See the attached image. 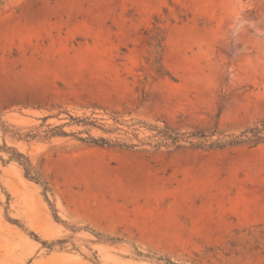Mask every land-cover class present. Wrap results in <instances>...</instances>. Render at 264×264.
Here are the masks:
<instances>
[{"label": "rangeland", "instance_id": "374dc122", "mask_svg": "<svg viewBox=\"0 0 264 264\" xmlns=\"http://www.w3.org/2000/svg\"><path fill=\"white\" fill-rule=\"evenodd\" d=\"M261 121L264 0H0V264H264Z\"/></svg>", "mask_w": 264, "mask_h": 264}, {"label": "trees", "instance_id": "16d2710c", "mask_svg": "<svg viewBox=\"0 0 264 264\" xmlns=\"http://www.w3.org/2000/svg\"><path fill=\"white\" fill-rule=\"evenodd\" d=\"M151 129L154 131L153 136L157 137L158 143H169L175 148L181 147L180 142L186 141L188 138L194 137L205 139L209 135L215 134L213 132L207 135L205 134L204 130H192L188 133H180L176 128L171 127L166 123L162 127L151 126ZM92 141L93 143L98 145H103L107 143L104 139ZM262 142H264V121L245 127L241 129L236 135H227V139L213 141L208 145V147L222 148L227 145L235 146L241 144L254 147ZM189 143L192 144L191 141H189Z\"/></svg>", "mask_w": 264, "mask_h": 264}]
</instances>
